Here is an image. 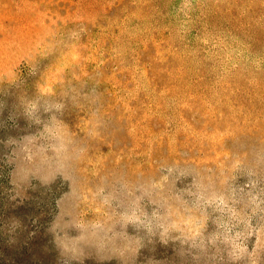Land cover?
Wrapping results in <instances>:
<instances>
[{"label": "rangeland", "instance_id": "rangeland-1", "mask_svg": "<svg viewBox=\"0 0 264 264\" xmlns=\"http://www.w3.org/2000/svg\"><path fill=\"white\" fill-rule=\"evenodd\" d=\"M0 264H264V0H0Z\"/></svg>", "mask_w": 264, "mask_h": 264}]
</instances>
